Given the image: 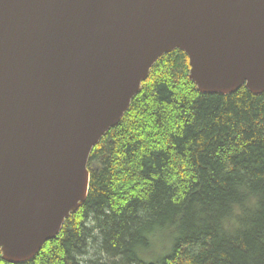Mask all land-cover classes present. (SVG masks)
<instances>
[{
  "label": "water",
  "instance_id": "1",
  "mask_svg": "<svg viewBox=\"0 0 264 264\" xmlns=\"http://www.w3.org/2000/svg\"><path fill=\"white\" fill-rule=\"evenodd\" d=\"M264 93V0H0V252L31 261L86 202L93 149L160 58Z\"/></svg>",
  "mask_w": 264,
  "mask_h": 264
},
{
  "label": "trees",
  "instance_id": "2",
  "mask_svg": "<svg viewBox=\"0 0 264 264\" xmlns=\"http://www.w3.org/2000/svg\"><path fill=\"white\" fill-rule=\"evenodd\" d=\"M189 74L182 51L158 60L93 149L86 202L20 264H264V93L202 94Z\"/></svg>",
  "mask_w": 264,
  "mask_h": 264
},
{
  "label": "rangeland",
  "instance_id": "3",
  "mask_svg": "<svg viewBox=\"0 0 264 264\" xmlns=\"http://www.w3.org/2000/svg\"><path fill=\"white\" fill-rule=\"evenodd\" d=\"M165 132V131H164ZM164 134V133H163ZM187 169V163L185 160L182 161V163H179L177 168H176V172L177 174H181L184 170ZM180 176H177L175 178V180H177ZM167 245H168V240H166V245L163 248H160L159 245H157V247L155 248L156 251V256L154 257L155 259L162 253H164L167 249ZM90 255L93 258L94 261H96L99 258V250L97 248H95V246H91L90 249Z\"/></svg>",
  "mask_w": 264,
  "mask_h": 264
},
{
  "label": "bare ground",
  "instance_id": "4",
  "mask_svg": "<svg viewBox=\"0 0 264 264\" xmlns=\"http://www.w3.org/2000/svg\"><path fill=\"white\" fill-rule=\"evenodd\" d=\"M34 258H35V257H34ZM34 258H33V259H34Z\"/></svg>",
  "mask_w": 264,
  "mask_h": 264
}]
</instances>
